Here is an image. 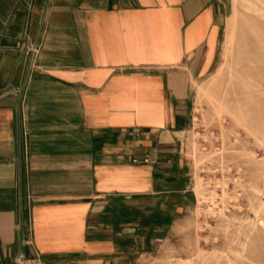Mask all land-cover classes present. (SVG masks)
<instances>
[{"label": "crops", "instance_id": "0c3cea01", "mask_svg": "<svg viewBox=\"0 0 264 264\" xmlns=\"http://www.w3.org/2000/svg\"><path fill=\"white\" fill-rule=\"evenodd\" d=\"M226 1L0 0V264H131L186 229Z\"/></svg>", "mask_w": 264, "mask_h": 264}, {"label": "rangeland", "instance_id": "374dc122", "mask_svg": "<svg viewBox=\"0 0 264 264\" xmlns=\"http://www.w3.org/2000/svg\"><path fill=\"white\" fill-rule=\"evenodd\" d=\"M253 1H226L217 62L194 90L189 225L133 254L131 264H264V93L246 97L264 77L246 80L236 72L244 66L240 50L254 23Z\"/></svg>", "mask_w": 264, "mask_h": 264}, {"label": "bare ground", "instance_id": "6f19581e", "mask_svg": "<svg viewBox=\"0 0 264 264\" xmlns=\"http://www.w3.org/2000/svg\"><path fill=\"white\" fill-rule=\"evenodd\" d=\"M250 5L254 14V23L251 26V34L246 38L248 43L247 47L240 50L242 53L240 61L244 63V66L241 67L240 71H236L239 76L243 75L246 80L254 79L255 77L257 79L261 76L264 77V24L260 23V20L264 21V0H254ZM251 63L252 65L254 64V72L251 71ZM204 90L205 87L201 86L200 91ZM262 93H264V84L260 82L256 85V89L246 92V97ZM179 264H190V261L184 260Z\"/></svg>", "mask_w": 264, "mask_h": 264}, {"label": "built area", "instance_id": "2783aa9c", "mask_svg": "<svg viewBox=\"0 0 264 264\" xmlns=\"http://www.w3.org/2000/svg\"><path fill=\"white\" fill-rule=\"evenodd\" d=\"M34 51H36L35 48H33V52H34ZM133 161H137V158H133ZM143 161H144V162H148V161H149V158L146 157V158L143 159ZM27 263H28V259H27V260H21V261H20V264H27Z\"/></svg>", "mask_w": 264, "mask_h": 264}]
</instances>
